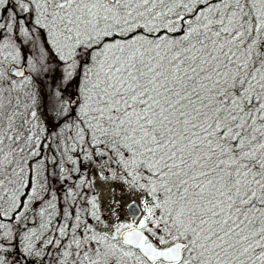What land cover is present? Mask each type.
Wrapping results in <instances>:
<instances>
[{
	"label": "snow or ice",
	"instance_id": "snow-or-ice-1",
	"mask_svg": "<svg viewBox=\"0 0 264 264\" xmlns=\"http://www.w3.org/2000/svg\"><path fill=\"white\" fill-rule=\"evenodd\" d=\"M0 264H264V0H0Z\"/></svg>",
	"mask_w": 264,
	"mask_h": 264
},
{
	"label": "trees",
	"instance_id": "trees-1",
	"mask_svg": "<svg viewBox=\"0 0 264 264\" xmlns=\"http://www.w3.org/2000/svg\"><path fill=\"white\" fill-rule=\"evenodd\" d=\"M45 83H48V81H45Z\"/></svg>",
	"mask_w": 264,
	"mask_h": 264
},
{
	"label": "rangeland",
	"instance_id": "rangeland-1",
	"mask_svg": "<svg viewBox=\"0 0 264 264\" xmlns=\"http://www.w3.org/2000/svg\"><path fill=\"white\" fill-rule=\"evenodd\" d=\"M102 195H104V194L102 193Z\"/></svg>",
	"mask_w": 264,
	"mask_h": 264
}]
</instances>
